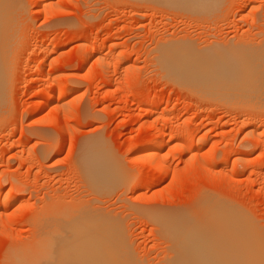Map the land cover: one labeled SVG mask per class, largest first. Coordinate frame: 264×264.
Instances as JSON below:
<instances>
[{"label":"rangeland","instance_id":"obj_1","mask_svg":"<svg viewBox=\"0 0 264 264\" xmlns=\"http://www.w3.org/2000/svg\"><path fill=\"white\" fill-rule=\"evenodd\" d=\"M17 3L22 36L0 107V264L31 250L38 222L81 208L113 221L131 264L253 263L239 233L224 254L212 237L198 252L195 219L228 207L245 219L237 231L256 227L264 243V134L248 133L264 129V0ZM166 124L151 168L142 155ZM96 139L99 160L118 167L99 182L78 164Z\"/></svg>","mask_w":264,"mask_h":264},{"label":"bare ground","instance_id":"obj_2","mask_svg":"<svg viewBox=\"0 0 264 264\" xmlns=\"http://www.w3.org/2000/svg\"><path fill=\"white\" fill-rule=\"evenodd\" d=\"M17 1L16 0H0V105H2V103L5 105V102L7 101V100L4 101L5 100L4 94L6 91L4 89H5V86L7 84L5 77H7V74H8V73H6L7 72L6 70L9 69V68H7V66H9L8 60L10 58H13V57H10V55L13 54V53H11L12 51L15 52V50H16V49L14 50L15 46L18 44L20 46V39L19 38H21V37H19V36L21 35L22 32L20 33L19 29L22 28L21 27L22 24H20L21 25L20 26L19 23H17L18 19H17V17H15L14 11L16 9L21 10L22 5L21 4L18 5ZM44 1L45 0H34V3H35V5L39 6ZM157 1H165L166 2L167 0H157ZM174 1L175 2L176 1L182 2L183 0H174ZM194 1H196V0H194ZM19 13H22V12L19 11ZM19 33H20V35H19ZM21 42H22V40H21ZM19 46H17V48ZM89 61H90L89 57L88 58L84 57L81 59L80 64L86 65V63H88ZM260 73L264 76V62H263L262 70ZM7 78H9V77H7ZM262 81H264V80H262ZM50 84L51 83H49L47 85L48 88H49V86L52 85V84L51 85ZM53 84H54V82H53ZM49 90L50 89H47L45 92H42L41 97L47 96L50 93ZM72 91L74 92V90L72 88H70V89L68 88V89H64V90H60V91L58 90L57 99L62 98V95L64 93H69V92L72 93ZM64 95H66V94H64ZM4 105H2L0 107H3ZM140 106L142 107L143 103L140 104ZM35 112H36V108L33 107V109L31 110V113L33 114ZM167 130H168L167 124L162 126V129L160 130L158 136L154 138V140L152 141V144L148 148L147 152H145V153L143 152L144 154L142 155V159H146V160L148 159L149 160L148 163H149L151 168H155V169L160 168L159 167L160 164H158L159 154L156 151H158L160 149V143L162 140V136L166 133ZM195 131L197 132L196 127H194V126H189V127H186L183 129V132H185L187 134H193ZM177 132H179V131H177ZM180 132H182V131H180ZM6 133H9V132H6ZM248 133L251 135L252 134L258 135V134H262V133L264 134V129H261L260 126H256L254 128H250ZM177 139L178 138L173 134L171 137H169L168 144L176 142ZM88 140H90V139H88ZM88 140L83 141V143L81 145V150L79 153L80 157L78 158V162H79L78 164H79V167L83 173V176L84 177H88V176L91 177L92 176V177H94L93 179H96V180L98 179V182L101 179L116 177L115 172L118 173V170H117L118 167H115L117 169H115L113 167L116 165V163H115L116 161L114 162L112 158H109V159L107 158L106 160L102 159L106 162L105 163L103 161L104 163H102V160L101 161L99 160V157L101 156L100 152H98V150L94 151L95 148H92L93 147L92 143L94 142L93 144H95V146H96V143L98 142V140L96 139L95 141L93 140L92 142H90ZM99 143H100V141H99ZM100 145L101 144H98L97 147H99ZM96 152L99 153L100 155L97 154ZM101 152H103V151L101 150ZM102 158H104V157L102 156ZM112 161H113V164H112ZM109 162H111V164ZM227 168H228V164H225L223 167H221L222 170H226ZM114 169L116 170L115 172H114ZM160 171H162V174L165 175L163 170L160 169ZM255 172H256V170L252 169L248 174L251 175V174H254ZM1 194H2V189H0V197H1ZM8 205H9V203H8ZM79 207H81V206H79ZM209 207H210V205H209ZM218 207H220V206H216L214 204V206L211 209L210 208L207 209V211H206V208H204L206 213L204 211V213L202 212L200 214L202 216H199V215H197L198 217L196 216L197 218L195 219V221L196 220L198 221V222L196 221L197 222L196 223L197 224V226H196L197 227V237L200 240V241H198L199 244L196 245L198 252H201L199 250V248L202 250H206V247L203 246V244H204L203 242L206 241L207 239H209V237H212L215 241H218L221 244V246L217 247L218 248L217 251H219L220 254H224V253L228 252V249H227L228 246L227 245H228L229 241L231 242V239L234 238V236H237L236 233H239V236H242V237H238L239 240H240V238L249 239V240H241V241L243 244L248 245V246H243L244 248H246V249L250 248V250H251V254H249L248 256L251 258L253 263H250V264H256V263L259 264L260 261L262 260L261 258H263V260H264V256H261V258H260V255H264V253H262L264 248L258 249V247L260 245L258 242H256V240H258L260 242V244H263V247H264V243L261 239H259V236H258L259 234L256 235L257 234V232L255 231L256 227L254 230L255 234L253 232L252 233L254 235H256V237H258V238L251 236V235H253L251 233V230H250L251 227L248 229V230H250V232H249L250 234L248 233V230H247V233H246V231L238 232L237 228L240 227V229H241L242 225H241V223L239 225L236 220L237 219L241 220V216L239 218L238 214H237L238 216L233 215L232 214L233 212L231 213V211H230L232 209H230L226 206L225 207L227 208V211L225 209H222L223 207L222 208L221 207L218 208ZM64 208L66 211L67 207L64 206ZM56 209L57 208L55 207V210ZM228 209H230V210H228ZM53 210L54 209H52V211L49 210L51 212V214H53V212L55 211V210L54 211ZM60 210H62V209L60 208ZM75 210H76V208H75ZM79 210H82V208L78 209V212H76V214H73L70 212V217H69V215L64 216V214H62V216H57V215L54 217L52 216L50 218L52 220L51 223H49V221L46 222L42 218H40V222L44 221L45 223L43 222L42 224H39V222H38V224L36 223L37 225L34 224L36 226L34 228L35 236H34V239L32 242L33 244L31 243V245H33L31 247V250H28L29 251V252L27 251L28 253H26L25 252L26 250H24V254H22V255H20L18 253L20 256L18 257L17 261H15V264H122V263L123 264H131L130 258L128 260V256H127L128 252H127L126 257H125V254H123L124 256H122V254H121L122 257L118 254L121 247H120V249L116 248V247L118 246V244L120 245L122 240L121 241L118 240V239H120V235L118 234L117 230L114 228L113 221L112 222L108 221V220H110V218L105 219L104 217H101V215L100 216L95 215V213H94V215L91 212H90L91 215L89 213L87 214L86 210H84L83 212H79ZM202 210L203 209H201V211ZM57 211L59 212V210H56L54 214L58 213ZM234 213H236V212L234 211ZM60 214H61V212H60ZM198 214H199V212H198ZM62 217L64 220L62 219ZM67 217L70 219V221L67 219ZM50 219H48V220H50ZM244 220H241V222ZM218 223H220V224H218ZM165 224H164V226H165ZM221 224H223L224 227ZM251 226H253V224ZM181 229H182V227H181ZM187 229H189V228L183 227V230L187 231ZM188 234H186V235H188ZM251 238L252 239L254 238V239L250 240ZM198 246H199V248H198ZM212 248L213 247L211 246L208 253L211 252ZM238 248H240V246ZM120 252L126 253L123 249ZM120 257L122 258V261H123V262L121 261L122 263L120 262V260H121ZM123 258H124V260H123ZM257 258H258V260H257ZM261 264H264V263L261 262Z\"/></svg>","mask_w":264,"mask_h":264}]
</instances>
